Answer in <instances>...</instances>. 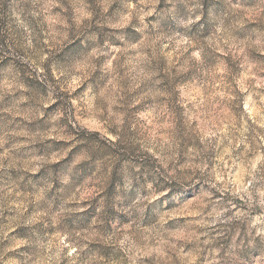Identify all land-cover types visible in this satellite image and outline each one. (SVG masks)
<instances>
[{
  "label": "clouds",
  "instance_id": "9594fccd",
  "mask_svg": "<svg viewBox=\"0 0 264 264\" xmlns=\"http://www.w3.org/2000/svg\"><path fill=\"white\" fill-rule=\"evenodd\" d=\"M0 264H264V0H0Z\"/></svg>",
  "mask_w": 264,
  "mask_h": 264
}]
</instances>
